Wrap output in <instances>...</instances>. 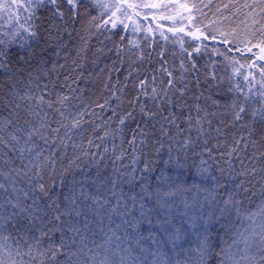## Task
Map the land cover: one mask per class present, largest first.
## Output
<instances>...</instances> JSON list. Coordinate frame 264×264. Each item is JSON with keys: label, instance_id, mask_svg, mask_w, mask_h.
<instances>
[{"label": "trees", "instance_id": "1", "mask_svg": "<svg viewBox=\"0 0 264 264\" xmlns=\"http://www.w3.org/2000/svg\"><path fill=\"white\" fill-rule=\"evenodd\" d=\"M23 13L0 25V264H264V0Z\"/></svg>", "mask_w": 264, "mask_h": 264}, {"label": "rangeland", "instance_id": "2", "mask_svg": "<svg viewBox=\"0 0 264 264\" xmlns=\"http://www.w3.org/2000/svg\"><path fill=\"white\" fill-rule=\"evenodd\" d=\"M35 1L36 0H0V10L3 11L2 16H0V25L3 27H9L15 23L17 29L16 33L26 32L23 12ZM262 56H264V54H260V57Z\"/></svg>", "mask_w": 264, "mask_h": 264}]
</instances>
